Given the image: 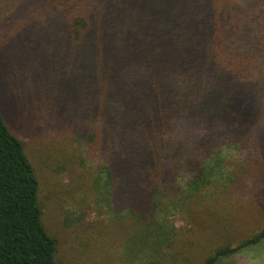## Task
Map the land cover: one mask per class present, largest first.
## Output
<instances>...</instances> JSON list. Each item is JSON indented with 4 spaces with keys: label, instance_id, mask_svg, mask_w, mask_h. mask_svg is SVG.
<instances>
[{
    "label": "trees",
    "instance_id": "trees-1",
    "mask_svg": "<svg viewBox=\"0 0 264 264\" xmlns=\"http://www.w3.org/2000/svg\"><path fill=\"white\" fill-rule=\"evenodd\" d=\"M25 1L26 26L45 42L55 32L56 57L74 69L71 82L44 87L55 100L28 111L54 120L55 104V128L99 161L108 200L133 217L152 255L171 235L156 213L177 192L194 203L226 188L264 205V0ZM21 2L3 3L0 20ZM41 214L23 144L0 116V264H57ZM262 242L264 226L203 264Z\"/></svg>",
    "mask_w": 264,
    "mask_h": 264
},
{
    "label": "rangeland",
    "instance_id": "rangeland-1",
    "mask_svg": "<svg viewBox=\"0 0 264 264\" xmlns=\"http://www.w3.org/2000/svg\"><path fill=\"white\" fill-rule=\"evenodd\" d=\"M10 1L1 0L0 6ZM21 1L9 22L0 20V116L32 166L41 222L55 242L57 264H203L210 251L235 245L264 226V205L255 194L240 201L225 188L213 194L216 202L201 192L189 203L183 190L156 213L165 218L171 235L164 253L152 255L133 217L108 200L99 161L82 148L81 140L55 128V104L48 109L54 120L39 112L42 107L34 114L28 111L44 99L55 100V89L44 87L55 79L71 82L67 76L74 69L56 57L55 32L47 33L45 42L41 31L26 26L29 5ZM235 163L228 160L226 166L234 169ZM260 196L263 200L264 193ZM220 264H264V242Z\"/></svg>",
    "mask_w": 264,
    "mask_h": 264
}]
</instances>
